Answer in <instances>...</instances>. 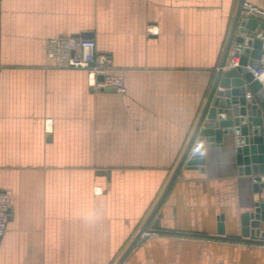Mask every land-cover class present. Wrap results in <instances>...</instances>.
Instances as JSON below:
<instances>
[{"label": "crops", "instance_id": "obj_1", "mask_svg": "<svg viewBox=\"0 0 264 264\" xmlns=\"http://www.w3.org/2000/svg\"><path fill=\"white\" fill-rule=\"evenodd\" d=\"M244 1L264 13V0ZM238 2L0 0V191L11 197L0 264L120 259L188 145ZM85 34L124 91L94 90L86 70L47 57L49 39ZM231 139L203 145V170L184 164L151 221L160 232L122 264H264V243L228 238L264 201Z\"/></svg>", "mask_w": 264, "mask_h": 264}, {"label": "water", "instance_id": "obj_2", "mask_svg": "<svg viewBox=\"0 0 264 264\" xmlns=\"http://www.w3.org/2000/svg\"><path fill=\"white\" fill-rule=\"evenodd\" d=\"M243 3L244 0L238 2L220 65L213 75L209 95L188 145L154 209L115 264H122L136 244L151 233L160 232L157 223L150 227L151 221L185 163L188 168L202 166L203 170L205 143L208 146L223 144V135L231 136L238 172L253 175V180L264 187V85L249 69H257L264 63V20L259 18L263 14L244 16L247 9ZM80 37L90 38V35ZM231 55L239 56L238 66L228 67ZM102 78L99 76L100 80ZM248 91L253 93L251 99L247 97ZM263 224L264 201L242 215V237L228 238L264 243ZM218 232L224 234L223 222L219 223Z\"/></svg>", "mask_w": 264, "mask_h": 264}, {"label": "built area", "instance_id": "obj_3", "mask_svg": "<svg viewBox=\"0 0 264 264\" xmlns=\"http://www.w3.org/2000/svg\"><path fill=\"white\" fill-rule=\"evenodd\" d=\"M243 6L247 9L246 12H243L244 16H249L250 14L264 15V13L249 2L244 1ZM46 55L55 61V66L58 68L86 70L89 86L94 90L124 91L121 79L110 72L112 64L111 55L100 54L94 39L76 36L52 38L47 41ZM230 57L227 64L228 67L238 66L240 62L239 56L231 55ZM249 69L252 71L254 77L261 81V78L264 76V63L257 69L251 67ZM99 76L103 77L102 80L99 79ZM247 97L251 99L253 93L248 91ZM98 191L102 192V189L99 188ZM10 202V195L7 192L0 191V244L8 228Z\"/></svg>", "mask_w": 264, "mask_h": 264}]
</instances>
